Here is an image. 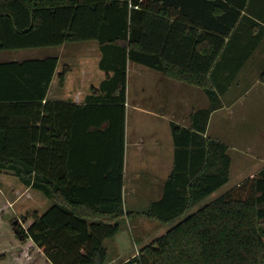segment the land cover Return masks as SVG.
Listing matches in <instances>:
<instances>
[{
    "label": "trees",
    "instance_id": "1",
    "mask_svg": "<svg viewBox=\"0 0 264 264\" xmlns=\"http://www.w3.org/2000/svg\"><path fill=\"white\" fill-rule=\"evenodd\" d=\"M246 2L0 0V52L95 41L105 74L77 103L51 96L77 61L0 62V222L8 224L0 264H105V242L130 216L171 226L142 249L140 264H264V168L200 207L231 178L229 146L207 136L211 114L222 108L208 71ZM210 29L220 36L202 64L199 41ZM129 61L202 88L211 101L192 114L191 126L172 123L175 156L164 195L138 213L124 199ZM6 176L37 205L13 213Z\"/></svg>",
    "mask_w": 264,
    "mask_h": 264
},
{
    "label": "crops",
    "instance_id": "2",
    "mask_svg": "<svg viewBox=\"0 0 264 264\" xmlns=\"http://www.w3.org/2000/svg\"><path fill=\"white\" fill-rule=\"evenodd\" d=\"M196 10L198 11L200 8L196 7ZM241 13L237 24L229 34L224 36V45L208 71V77L217 93L224 94L227 92L220 90L222 84L227 86L225 88L231 94L252 93L260 87L264 90L263 84L260 82V77L264 73V0H247ZM216 23L214 20L212 25H216ZM193 29L199 34L207 31L198 26H194ZM206 33L211 36L199 41V53L203 56L200 60L202 64L204 58L210 56L216 46L213 38L220 36L217 31L212 29ZM63 46H66L64 48L69 52H66L62 58H65L66 62L77 61L78 64L72 65L71 73L63 88L54 84L51 96L63 99L72 97L77 103H83L91 88L98 87L105 79V74L97 68L100 59L99 44L92 41L90 44L84 45L81 48L86 50L82 53H74L73 51L79 47H75L73 44ZM56 53L54 55L59 57L58 52ZM46 56L53 55L41 54L38 58ZM27 58L30 57L21 59ZM131 85L136 89L133 97H128ZM210 107L211 101L202 88L168 78L161 71L129 61L124 199L129 196L133 201L132 203L137 205L144 200L150 204V202L159 201L163 197L164 183L170 177L174 165L175 145L172 123L189 127L191 126L192 114L195 111L207 110ZM217 111L211 114L208 128H210L212 117ZM207 136L210 137L209 129ZM259 154V157H264V152H259ZM231 158V178L233 175L239 178L242 172L249 168L244 162L250 163L254 160L250 157L245 159V157L240 156L239 158L244 162L234 164V159L232 156ZM250 168L252 169L249 170L248 177L261 171L264 168V161L262 166L251 167L250 164ZM247 178H241L242 180L238 181L232 189L239 186ZM217 192L204 202L208 203ZM220 196L215 197L212 201ZM137 217L139 216H135L132 220ZM167 226L169 227L167 230H162L163 235L160 237L164 236L171 227L170 225ZM120 230L121 232L114 238L105 242L108 250L107 261L112 264L128 263L137 255L140 256L142 249L146 247L144 245L149 246L151 243L147 242L146 244L150 237L147 233L141 232L140 237L144 239L141 242V249L140 244L133 240L130 232ZM130 248L134 250V254L128 258H123V254L126 250L129 252Z\"/></svg>",
    "mask_w": 264,
    "mask_h": 264
},
{
    "label": "rangeland",
    "instance_id": "3",
    "mask_svg": "<svg viewBox=\"0 0 264 264\" xmlns=\"http://www.w3.org/2000/svg\"><path fill=\"white\" fill-rule=\"evenodd\" d=\"M75 47H79V49H75L73 51L74 53L77 52H84L86 49L81 48L84 45L90 44V42H79V43H72ZM73 46V47H74ZM66 46L62 47H56V48H42V49H33V50H24V51H4L0 52V62H6V61H21L25 57L30 58H38L41 54L43 55H54L58 52L59 57H63L64 54L67 51ZM72 47V48H73ZM74 49V48H73ZM91 50V48H89ZM92 51V50H91ZM29 59V58H27ZM132 81V79H131ZM227 86L225 84H222L221 89L224 94L218 93V96L220 98L222 108L218 109L216 114L212 117V120L210 122V128L209 129V135L212 139L218 140L230 148L231 156L234 159V164L244 162L242 159H240V156H243L246 158L250 157L252 162H244V164H247L249 166L248 169L244 170L239 178H237L235 175L232 176L231 181L226 184L224 187H222L221 190L217 192V194L211 198L209 202H211L215 197L222 196L225 192L232 189V187L236 186L238 181L240 182L241 178H247L249 176V170L252 166H262L264 157H259V152H264V90L262 87H260L257 91H253L252 93L247 94H231L229 90H226ZM264 87V84H263ZM136 87H133L132 85L129 88L128 91V97H133V93L135 91ZM133 114V111H132ZM130 122V117H129ZM208 132V131H207ZM239 158V159H238ZM249 160V159H248ZM236 168V165H235ZM232 170V168H231ZM2 181L3 178H0ZM7 180V188H6V194L7 198L10 201L11 204L13 201H15L14 208L12 212L16 213L17 215H20L21 211V204L24 206H28L31 209L35 205H37V199L29 200L27 198V194L24 192H21V186L18 187L17 183L14 181V178L11 176H6ZM10 187L13 189L10 191ZM20 188V189H19ZM4 190V189H3ZM9 191V192H8ZM8 192V193H7ZM126 207L129 211L133 212H142L149 208L150 204L146 202L145 200L140 202L139 204L132 203L130 197L127 196L126 199ZM206 202L202 203L200 205L204 206L208 204ZM12 206V205H11ZM200 207L195 208L190 214L197 211ZM26 209V208H25ZM121 229L122 231H127L131 233V236L133 237V240L137 241L139 246L142 249L141 242L144 239H141L140 235L141 232H145L150 237L147 242H151L153 244L161 235H163L162 230H167L169 226L162 225L161 223H157L154 220H150L146 217L139 216L135 218L134 220L126 218L122 220L121 222ZM155 225L156 228H155ZM263 231H264V225H262ZM8 229V224L5 220H1L0 222V236L6 235ZM121 232V230H120ZM161 238V237H160ZM264 238V237H263ZM147 246V245H144ZM133 248V247H132ZM130 248L129 252H126L123 254V258H128L134 254V250ZM140 249V250H141ZM136 250V249H135ZM122 256V255H121ZM137 264H140V257L137 255ZM110 261H107L106 264H112L109 263Z\"/></svg>",
    "mask_w": 264,
    "mask_h": 264
}]
</instances>
